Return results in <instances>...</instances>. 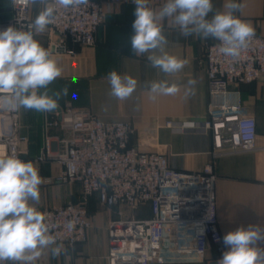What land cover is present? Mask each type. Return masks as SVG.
Wrapping results in <instances>:
<instances>
[{
	"label": "built area",
	"instance_id": "2783aa9c",
	"mask_svg": "<svg viewBox=\"0 0 264 264\" xmlns=\"http://www.w3.org/2000/svg\"><path fill=\"white\" fill-rule=\"evenodd\" d=\"M30 9L28 0H12V15L0 20V30L9 26L27 29L34 20ZM103 19L99 0H90L89 6L78 9L57 7L49 26L58 40H50L49 49H63L75 56L69 43L94 45ZM219 43L206 40L203 44L211 96L203 128L211 134L213 159L257 148V120L243 113L240 86L264 77V35L255 34L235 59L222 54ZM5 95L0 93V97ZM167 124L172 127L173 121ZM55 128L69 135L54 134ZM42 131L43 145L36 160H56L62 166L47 181L82 185L77 201L43 210L57 244L73 246L87 241L92 226L88 202L97 194L103 205L119 207L120 218L109 226L113 234L109 237L110 264L203 261L212 245L219 253L213 263L217 264L225 245L219 227L214 162L195 171L173 167L167 154L132 143L135 127L131 120H105L70 101L43 112ZM27 141L28 136L21 133V108L10 110L0 99V156L15 155L26 161L22 144ZM146 203L151 216L137 218L135 211ZM68 221L74 222L71 230Z\"/></svg>",
	"mask_w": 264,
	"mask_h": 264
},
{
	"label": "crops",
	"instance_id": "0c3cea01",
	"mask_svg": "<svg viewBox=\"0 0 264 264\" xmlns=\"http://www.w3.org/2000/svg\"><path fill=\"white\" fill-rule=\"evenodd\" d=\"M104 7V19L94 45L69 43L76 50L71 56L63 49L52 51V58L62 68V75L49 85L50 94L68 86L66 101L78 108H88L105 120H131L135 127L132 143L143 150L167 154L169 162L178 169L195 171L209 162H214L217 179V210L219 227L223 234L240 226L258 225L264 228V77L241 84L243 113L257 120V148L251 151L229 153L212 158V139L205 132L203 123L209 117L211 96L203 44L206 40L197 36L184 37L170 18L162 21L168 43L165 51L185 61L182 71L168 74L152 67L147 55L136 56L131 51L130 36L135 19L132 0H99ZM165 0H150V6L159 9ZM243 5L237 12L242 20L251 23L256 35H264V0H237ZM226 0H213L214 10H223ZM42 6L31 5V17L35 19ZM12 15L9 9L0 11V20ZM211 15V14H210ZM48 33L40 44L49 49L50 40L57 41L58 35L48 25ZM36 40H37V34ZM159 54V53H157ZM115 70L121 76H131L138 81L135 92L126 100H117L110 95L107 74ZM77 78L72 83V77ZM196 84L186 91L188 80ZM168 80L176 83L180 91L175 95H156L147 87L153 81ZM78 98L73 100L72 93ZM173 121L170 127L167 122ZM43 112L21 108V133L28 136L22 144L26 150V161L39 168L42 183L38 209L55 207L68 201H77L82 193L79 182L61 183L47 181L61 169L56 160L39 162L37 155L43 145ZM54 134L68 136V131L55 128ZM92 226L87 241L71 246L65 243L61 255L52 257L45 249L35 264H110L109 226L120 218L118 206L103 205L97 194L88 202ZM129 211L127 210L126 213ZM264 248V241L259 242ZM228 250L225 246V251ZM219 253L212 245L203 261L172 260L165 264H213ZM159 264V263H153Z\"/></svg>",
	"mask_w": 264,
	"mask_h": 264
},
{
	"label": "clouds",
	"instance_id": "9594fccd",
	"mask_svg": "<svg viewBox=\"0 0 264 264\" xmlns=\"http://www.w3.org/2000/svg\"><path fill=\"white\" fill-rule=\"evenodd\" d=\"M33 6H42L27 29L9 26L0 30V97L10 110L20 108L37 112H51L59 100L68 96V86L50 94L49 85L62 75V68L52 58L50 49L34 38L43 33L55 20L57 7L70 10L90 5V0H28ZM135 19L130 36L131 51L136 56L147 55L152 67L174 74L185 67V61L168 54V43L162 21L170 18L184 37L197 36L219 41V50L225 56L238 58L255 35L250 22L242 20L237 12L243 5L237 0H226L223 10H214L213 0H165L157 10L150 0H132ZM211 14V15H210ZM159 53V54H157ZM110 95L117 100L128 99L137 89L138 81L112 70L107 74ZM77 78L72 77V83ZM196 84L188 80L186 91ZM148 89L156 95H175L180 91L168 80L153 81ZM72 93V99H77ZM42 177L32 161L15 155L0 156V264H35L45 249L52 257L61 255L63 244H57L50 233L46 215L37 205L40 202ZM67 228L74 227L73 221ZM264 228L258 225L240 226L223 237L228 250L217 264H264Z\"/></svg>",
	"mask_w": 264,
	"mask_h": 264
},
{
	"label": "trees",
	"instance_id": "16d2710c",
	"mask_svg": "<svg viewBox=\"0 0 264 264\" xmlns=\"http://www.w3.org/2000/svg\"><path fill=\"white\" fill-rule=\"evenodd\" d=\"M12 0H0V3L5 4L3 10L9 9L10 2ZM7 19V18H5ZM4 18L2 20H5ZM36 38V36H35ZM135 216L137 218H145L151 216V207L149 203L143 204L135 211Z\"/></svg>",
	"mask_w": 264,
	"mask_h": 264
},
{
	"label": "rangeland",
	"instance_id": "374dc122",
	"mask_svg": "<svg viewBox=\"0 0 264 264\" xmlns=\"http://www.w3.org/2000/svg\"><path fill=\"white\" fill-rule=\"evenodd\" d=\"M4 5H5V4L0 3V11L3 10V6H4ZM47 31H48V27L46 28V30H45L43 33L37 34V40H38L40 43L43 42L44 39H45V37L47 36V33H48ZM128 213H130V211H129Z\"/></svg>",
	"mask_w": 264,
	"mask_h": 264
},
{
	"label": "water",
	"instance_id": "95a60500",
	"mask_svg": "<svg viewBox=\"0 0 264 264\" xmlns=\"http://www.w3.org/2000/svg\"><path fill=\"white\" fill-rule=\"evenodd\" d=\"M112 236H113V234H112L111 230H109V237H112Z\"/></svg>",
	"mask_w": 264,
	"mask_h": 264
}]
</instances>
